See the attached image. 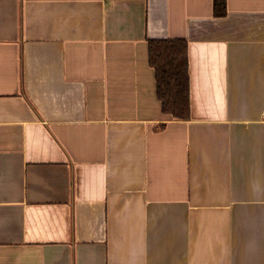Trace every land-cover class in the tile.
Returning a JSON list of instances; mask_svg holds the SVG:
<instances>
[{
  "label": "crops",
  "instance_id": "crops-1",
  "mask_svg": "<svg viewBox=\"0 0 264 264\" xmlns=\"http://www.w3.org/2000/svg\"><path fill=\"white\" fill-rule=\"evenodd\" d=\"M226 1L0 0V264H264V0Z\"/></svg>",
  "mask_w": 264,
  "mask_h": 264
},
{
  "label": "trees",
  "instance_id": "trees-1",
  "mask_svg": "<svg viewBox=\"0 0 264 264\" xmlns=\"http://www.w3.org/2000/svg\"><path fill=\"white\" fill-rule=\"evenodd\" d=\"M214 14H227V1L214 0ZM149 65L154 70L156 94L164 115L190 119L188 43L184 39L149 40Z\"/></svg>",
  "mask_w": 264,
  "mask_h": 264
}]
</instances>
